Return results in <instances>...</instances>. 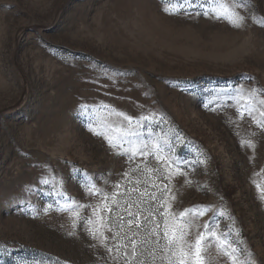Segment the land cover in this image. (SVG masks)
Here are the masks:
<instances>
[{"label":"rangeland","instance_id":"374dc122","mask_svg":"<svg viewBox=\"0 0 264 264\" xmlns=\"http://www.w3.org/2000/svg\"><path fill=\"white\" fill-rule=\"evenodd\" d=\"M168 7L0 0V264H169L186 209L264 264V0Z\"/></svg>","mask_w":264,"mask_h":264},{"label":"snow or ice","instance_id":"6c2138e0","mask_svg":"<svg viewBox=\"0 0 264 264\" xmlns=\"http://www.w3.org/2000/svg\"><path fill=\"white\" fill-rule=\"evenodd\" d=\"M212 2L215 5L213 13L216 15V18L226 19L235 27H241L244 24L245 17L238 11L239 7L244 6V0H212ZM168 4L169 7L166 8V11H169L170 14H175L180 11H185V5L191 6L192 0H175L174 3L173 0H168ZM207 14L208 13H205V15ZM124 118L129 121L131 119L126 116ZM162 158L163 157H157V159ZM46 182L47 181H45V183ZM116 187L118 188L119 185ZM257 187H259V185H257ZM89 191L91 195H101L103 199L101 200L100 206H103L109 212L111 211V208L108 206L109 197L107 194H105L101 189H96L94 185ZM153 199H155V197H153ZM100 206H98V208ZM78 207L80 206L78 205ZM97 210L98 209H94L93 211L95 212ZM73 214L75 216L79 215V213L75 211ZM203 215H205V213L197 209H186L179 214V219L181 221L179 225H175L170 228L168 224L165 223L163 237L168 241L169 255L173 258V260L169 261V264H173V261L174 264H205L203 258L205 252L204 245H211L213 240L216 241V246L222 250L231 247L230 242L226 239V235L217 233L214 230L213 225L210 223H205L203 225V231H200V225H195L197 228V235L193 241L188 240L194 225L190 221H185L184 218L188 216L197 217ZM87 223L91 224L93 221L89 219ZM158 227L159 225H157V228ZM92 234L95 235L94 232ZM173 247H175V251L172 250ZM109 251H111V249H109ZM235 251L236 249L233 248L232 252ZM225 255L229 256L232 264H237V258L235 256H232L228 252H225Z\"/></svg>","mask_w":264,"mask_h":264}]
</instances>
